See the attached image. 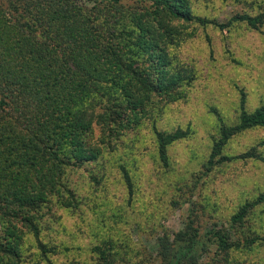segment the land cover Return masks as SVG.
Segmentation results:
<instances>
[{
    "label": "trees",
    "instance_id": "1",
    "mask_svg": "<svg viewBox=\"0 0 264 264\" xmlns=\"http://www.w3.org/2000/svg\"><path fill=\"white\" fill-rule=\"evenodd\" d=\"M235 23L258 30L264 7L220 22L193 12L190 0L0 1V264H264L256 213L264 190L225 221L209 224L191 202L180 228L151 226L149 245L116 222L124 205L111 213L107 228L83 219L94 239L84 242L78 259H66L72 247L47 236L53 224L65 229L62 210L76 215L82 208L76 173L100 160L104 165L113 157L103 154L112 141L183 97L194 79L177 52L194 33L188 27L223 30ZM218 121L204 174L231 160L263 158L255 146L233 155L224 150L234 136L264 127V103L248 110L241 92L235 123L219 115ZM155 122L157 157L167 167L170 146L191 130L160 129ZM118 174L132 205V175L124 164Z\"/></svg>",
    "mask_w": 264,
    "mask_h": 264
},
{
    "label": "rangeland",
    "instance_id": "2",
    "mask_svg": "<svg viewBox=\"0 0 264 264\" xmlns=\"http://www.w3.org/2000/svg\"><path fill=\"white\" fill-rule=\"evenodd\" d=\"M190 2L193 12L220 22L237 13L255 14L264 7V0ZM192 29L191 38L177 51L181 61L194 70V79L184 87L183 97L154 109V116L144 118L137 127L127 131L121 136L123 140L112 141V146L104 149L103 154L113 153V157L104 161V165L100 160L99 166L94 164L76 173L82 208L77 209L76 215L62 210L65 229L53 224L54 228L50 227L47 232L53 242L63 240L72 247L66 259L81 257L84 253L81 246L94 239V230L83 219L107 228L112 223L108 221L106 225L107 220L120 205H124L125 212L116 222L134 241L149 245L151 226L180 228L191 202L204 212L203 224H209L217 219L225 221L246 198L264 190V127L234 136L224 150L233 155L255 146L263 158L231 160L207 174L203 168L212 139L218 132V115L226 123H235L241 92L248 110L264 103V23L258 30L244 23H235L223 30L212 25L188 27ZM206 34L210 44L205 39ZM154 119L160 129L180 126L191 130L190 136L170 146L167 167H163L157 157L152 138ZM100 135L96 126V141ZM119 164H124L132 175V205L126 201L118 174ZM90 175L97 176L98 181L91 180ZM183 198H189V202L180 201ZM174 200L178 203L173 204ZM262 208L264 211L263 206L256 213L264 228ZM156 228L158 230L159 226ZM261 248L264 251V247Z\"/></svg>",
    "mask_w": 264,
    "mask_h": 264
}]
</instances>
